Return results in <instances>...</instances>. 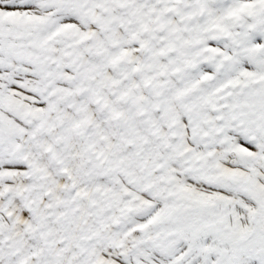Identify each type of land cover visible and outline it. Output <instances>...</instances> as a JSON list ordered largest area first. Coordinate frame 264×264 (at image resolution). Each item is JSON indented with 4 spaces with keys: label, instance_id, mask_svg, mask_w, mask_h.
<instances>
[{
    "label": "snow or ice",
    "instance_id": "snow-or-ice-1",
    "mask_svg": "<svg viewBox=\"0 0 264 264\" xmlns=\"http://www.w3.org/2000/svg\"><path fill=\"white\" fill-rule=\"evenodd\" d=\"M0 264H264V0H0Z\"/></svg>",
    "mask_w": 264,
    "mask_h": 264
}]
</instances>
